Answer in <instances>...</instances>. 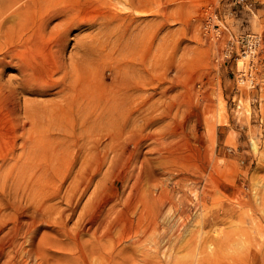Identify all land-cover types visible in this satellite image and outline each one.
<instances>
[{
  "label": "rangeland",
  "instance_id": "rangeland-1",
  "mask_svg": "<svg viewBox=\"0 0 264 264\" xmlns=\"http://www.w3.org/2000/svg\"><path fill=\"white\" fill-rule=\"evenodd\" d=\"M21 1L30 3L27 32L12 31L9 28L11 21L0 25V55L13 50V54L5 56V64L0 66L3 92L0 123L6 120L11 126L10 130H0V165L3 164L0 168V194L3 191L13 194L8 183L11 177L3 182V174L7 166L13 164V160L9 162L12 151L17 155L21 153L20 145L12 147L15 140L13 126L15 123L25 128L29 126L27 121L23 123L25 99L37 110L38 114L33 116L38 118L40 128L50 127L49 134L57 140L76 137V142L70 147L64 162V166H71L66 171L68 175L60 179L58 171L52 169L53 163L47 159L50 151L43 149H35L31 159L18 165L19 173L12 167L13 178L20 179L22 183L27 181L28 187L33 178L35 181L34 203L21 198L19 209L26 216L33 209L38 212L39 207L47 204L69 211L64 193L91 144L86 131L82 130V123L94 115L86 96L90 97V91L95 93L98 90L105 94L108 85L118 76L117 72L126 69L127 60H133V63L129 62L130 67L138 69L144 58L150 81L145 93H151V100L158 102L156 108L150 109L151 121L145 131L159 132L163 129L165 138L162 140L167 148L173 149L172 154L167 152L165 145L162 151L150 150L156 143L147 139L142 141L139 149L142 151L137 155L138 160L146 158L157 168L156 173L146 168L145 177H148V172L155 173L154 178L159 177L165 185L164 196L167 198L158 221L160 233L162 230L164 264L198 263L204 252L197 253V246L209 245L207 252H211L210 244L216 237L223 243L217 248L212 246L219 257L213 264H264V229L259 230V222L264 225V0ZM107 4L108 8L105 7ZM97 12H103L107 17L98 19L99 15H96L93 23L79 27L80 17H91ZM67 14L69 20L65 21ZM208 19L210 27L206 24ZM100 23L115 27L116 32L110 35L100 32L99 37H95ZM214 24L220 26L219 36L215 35ZM246 33L259 34L260 43L254 58L253 83L238 84V71L243 65L239 59L244 44L241 36ZM119 36L118 43L116 39ZM76 39L88 43L92 40L93 47H89L85 55L91 61L85 65L84 73L80 74L77 85L67 97L69 103L58 104L61 95L58 86L37 93L22 90L16 84L27 67L34 76H39L55 69L57 62H69V56L75 51ZM228 45L231 53L225 56L223 51ZM89 52L93 53L89 55ZM58 73L54 72V77ZM54 77L50 82H54ZM80 88L83 89L81 103L78 101L79 97L82 99L78 93ZM46 107L50 112L45 111ZM135 114L142 120L140 114ZM140 119L138 123H142ZM107 142L106 137L101 139L100 147L105 157L100 172L93 177L78 201L77 193L68 206L73 209V216L67 223L69 227L77 222L84 206L78 225L81 222L87 224L88 217L95 213L91 210L96 203L105 212L114 202L117 209L121 207L126 214L133 211L126 208L128 202L123 203L129 191L126 182L115 176L117 168L114 162L124 156L123 146L110 148ZM131 149L128 146L126 152ZM169 155L171 157L166 158ZM159 162H163L166 169H159ZM177 175L183 176L185 181ZM100 177L104 184L101 197L96 191ZM207 181L210 185L206 184ZM142 185L149 192V183L143 182ZM215 185L222 188L218 191L213 188ZM206 188L210 196L206 195ZM56 192L58 195L55 197ZM203 194L206 195L205 207L195 203ZM222 206L233 211L224 215L220 212ZM185 208L188 209L184 211ZM130 212L128 215L134 219L135 211L134 214ZM35 225V243L43 231L54 232L56 228L45 226L38 218ZM100 230L103 232L105 228ZM118 231L114 229L112 232L115 239L121 235ZM154 234V239L148 237L144 244L137 242L135 248L130 240L118 243L116 248L121 254L117 256V264H142L146 253L155 247V237L158 240ZM134 255L137 257L133 258Z\"/></svg>",
  "mask_w": 264,
  "mask_h": 264
},
{
  "label": "bare ground",
  "instance_id": "bare-ground-1",
  "mask_svg": "<svg viewBox=\"0 0 264 264\" xmlns=\"http://www.w3.org/2000/svg\"><path fill=\"white\" fill-rule=\"evenodd\" d=\"M29 5V1L0 0V25L11 21L9 28L12 31L15 33L17 31L22 33L27 32V14L29 13ZM105 7L108 8L109 4H107ZM96 15H99L98 19L101 17H107V15L103 12L94 13L91 15V17L83 15L78 20L79 27L85 23H93V17H96ZM68 20L69 15L67 14L65 16V21ZM100 25L101 27L99 32L94 34V36L97 38L99 37L100 32H104L105 34H112L113 32H116L115 27L109 28L106 25L103 26L101 23ZM66 34L67 33L65 32V35H63L64 40L66 38ZM119 38L121 37H117V42ZM89 44L91 45L89 46ZM74 47L75 51H71L72 53L69 56V62H57V67L55 69L45 71L44 74H40L39 76H34L31 70H28L30 68L27 67V70L23 71V76H21L20 80L16 81V84L20 86L22 90L28 89L29 92L35 91L37 93H44L48 89L58 86V92L61 93L58 104L62 102L69 103L67 100L68 95L77 85L80 74L84 73L83 69H85V65L91 61L86 59L85 55L89 51V47H93V41L91 40L88 43L84 42L82 39H76ZM8 53L13 54V50L11 52L4 51L0 55V66L5 64V56L8 55ZM90 53L93 52H89V55ZM129 62L133 63V60H127L125 64L126 69H122L117 72L118 76L115 77L116 79L108 85V91L103 94L104 97H102V91L100 90L95 93L90 91L89 93L91 96H86L87 99H89L87 103L93 108L94 115H92L89 120L82 123V130L84 129L86 131L85 134L88 137V140L91 141V144L87 148L88 152L86 156L81 161L82 164L70 177L66 191L63 193L65 201L67 202L68 206H70L73 202V199L77 197V193L79 195L78 198H76L78 201V199L86 192L87 185L101 170V164L103 163L105 156L102 153L103 148L100 147V144L101 139L106 137V139H108L107 144L110 148L114 147L116 149L117 147L120 148L123 146L124 156L118 159L119 162H114L116 163L114 166L117 168L115 176H120L121 182L125 181L126 187L129 188L128 194L126 195V198H124L123 203L128 202L126 208L135 211V218L133 219L130 217V215H128L130 211H127L128 213L126 214V210H121V207L120 209H117L118 206L116 207L115 202H112L113 204L107 208L106 212L103 209H100V207L98 208L99 205L97 203L93 204L91 212L94 211L95 213L88 217L86 222L87 224H85V222H81L78 225V221L82 219L84 206L81 212L78 214L77 222H75L74 225H71V227L67 226V223L68 220L73 216V209L69 208L68 206L67 208L69 211H66V208L64 207L58 208L57 206L47 204L43 205L41 208L39 207V213L35 212V209H33V211L30 212L31 214L28 216L22 213V211L19 209L21 198L26 199V201L30 202V204L34 203L35 181L33 178L28 187L27 181L22 183L20 179L13 178L12 167H14L19 173L21 169L18 165L27 162L29 158L31 159L35 155V149H43L46 152L50 151V155L47 159L53 163L52 169L58 171L57 175L60 179L63 175H68L66 171L71 166H64V162L66 156L69 153L70 147L76 142V137L62 138L57 140V137H53L49 134L48 131L50 130V127L40 128L38 118L33 116L34 113L36 115L38 114L37 110H35L34 106L31 105L29 100L27 101L24 99L23 117L25 119L23 123L27 121L29 126L25 128L24 125L21 126L20 123H15L13 126L15 140L12 144V147L14 148L16 145H20L21 153L17 155L13 153L14 151H12L9 162L13 160V164L12 166H7L6 172L3 174V182H7V179L11 177L10 181L8 182L10 185H8L9 189L13 191V194L11 195V193H6L4 191L2 194H0V264H35V260L36 264H117V256L121 254V252L116 248L118 243L122 242L123 240H130L135 248V244L137 242H142L141 244H144L143 242L148 241V237H153L154 233H156L154 235L158 237L157 241L155 237L156 244L155 247L153 246L154 249H150L149 253H146L144 258L142 256L140 258L141 260L143 258L142 264H164L163 249L161 245L163 240L161 237L162 230L160 233V224L158 221L163 215L165 199L167 198L164 196L165 185L164 181L160 180L159 177L156 176L154 178L153 174L156 173L155 170L157 169L155 165L146 158L138 160L137 155H139V153L142 151H139L142 141L147 139L150 141L153 140L156 143L154 146L151 145L152 148L150 147V150H161L164 148V145L167 148V145L162 140L165 138V133L163 129L159 132L148 130L145 131V128L151 121V117L149 115H151L152 112L150 109L156 108L158 102L154 101L153 99L151 100V93H145L150 81L144 58L141 59V64L138 69H132ZM35 65H38V61H35ZM54 72H59L56 77H54ZM53 77L54 82H50V79ZM1 87L2 84L0 82V97L2 98L3 92ZM82 90V88L78 89V93L81 98ZM82 100L83 98L80 99L79 97V103H81ZM32 104L34 105L33 102ZM35 105L37 106L38 104ZM46 109L48 110H45L46 112H50L48 107H46ZM135 113L141 115L143 121L140 119V117L139 119L142 123H138L139 119ZM45 116L50 118L49 114H45ZM19 126H21L20 129ZM1 129L2 131L10 130L11 126L9 127L7 121L4 120L3 124L0 123V130ZM52 131L55 132V129H52ZM79 133H82V131ZM79 136L83 137V134H80ZM114 144H116V146H114ZM128 146H131L132 149L126 152ZM169 147L172 148L171 145ZM167 152L172 154L173 149L167 148ZM163 156L164 153L161 155V157ZM167 157L169 158L171 155L166 156V158ZM1 160L7 162L5 159ZM2 166L3 164L0 165V168ZM136 166H138V170H135ZM157 166L160 167L159 169H166V165L163 162H159ZM146 168H149L153 172L155 171V173L151 174L148 172L146 173L148 174V177H145L147 175L143 173L148 171ZM202 168H204V166ZM157 175H159L158 172ZM177 176L182 177L183 179V176ZM172 178L174 177L172 176ZM187 178H189V176H187ZM183 180L185 181V179ZM143 182L149 183V192L146 191L147 189H144L142 185ZM208 182L209 181H207L206 184H209ZM103 185L102 177H100V180L96 183V191H99L100 197L102 195L101 189ZM177 185H179V183ZM213 188H217L216 190L219 191L222 187L220 188V185H215ZM207 189L208 188H206V195L210 196L211 194L207 192ZM56 191H58V186ZM57 195L58 194L56 192L55 197ZM206 195L203 194L201 197H199V199L197 198V202L195 200V203L197 205L201 204V206L205 207ZM104 198L106 197L104 196ZM102 202L105 203L106 200ZM186 207L188 206L186 205ZM187 209L188 208H185L184 211ZM231 209L230 207L222 206V211L220 210V212H222L224 215L231 214L230 212L233 211ZM132 213L130 212V214ZM36 218H38L40 221L42 220V223H45V226H53V228H56L54 232H49L46 230L43 231L35 243V231L37 230L35 225ZM162 220L163 218L161 221ZM259 225V230L262 231L264 229V225L260 222ZM100 228H105V230L102 232ZM114 229L116 232L119 230L121 233L117 239H115L112 234ZM85 235L88 237H85ZM226 238L230 240V237L226 236ZM152 239H154V237ZM211 243V252H207L209 245L206 247L197 246V253L202 254V252H204V255L202 254V258L199 259L198 263L195 264H213L217 262L219 259L218 253L214 251L213 247L217 248L218 245L223 243V241L219 237H216ZM123 248L125 249L126 247ZM123 248L122 250H124ZM145 250L146 249H144V251ZM144 251L143 253L146 252ZM135 257L137 256L134 255L133 258Z\"/></svg>",
  "mask_w": 264,
  "mask_h": 264
},
{
  "label": "built area",
  "instance_id": "built-area-1",
  "mask_svg": "<svg viewBox=\"0 0 264 264\" xmlns=\"http://www.w3.org/2000/svg\"><path fill=\"white\" fill-rule=\"evenodd\" d=\"M210 20L208 19V22L206 23L208 27H210L209 23ZM215 32H217L215 35L219 36L220 33V26L217 24L213 25ZM241 41L244 42L243 48L240 51L239 59L242 60L243 65L241 69L238 71V77L237 81L238 84H244V83H253V72H254V58L256 55V51L258 48V45L260 43V36L256 33H246L243 36H241ZM230 44V43H229ZM230 45H228V48H226L223 52L225 56H228L231 51L229 48Z\"/></svg>",
  "mask_w": 264,
  "mask_h": 264
}]
</instances>
